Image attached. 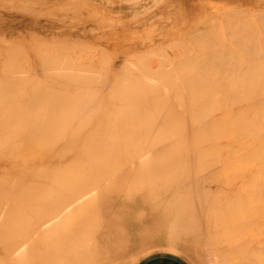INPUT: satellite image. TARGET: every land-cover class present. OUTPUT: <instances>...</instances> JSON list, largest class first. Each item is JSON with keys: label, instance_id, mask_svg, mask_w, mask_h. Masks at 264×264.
Masks as SVG:
<instances>
[{"label": "bare ground", "instance_id": "6f19581e", "mask_svg": "<svg viewBox=\"0 0 264 264\" xmlns=\"http://www.w3.org/2000/svg\"><path fill=\"white\" fill-rule=\"evenodd\" d=\"M2 1L5 4H9L6 2L8 0ZM14 1L16 5V0ZM19 1L21 7L18 4L19 9L15 6L17 11L15 8L14 10L11 9L15 12L21 10L19 11L20 13L18 12L19 14L25 12V9L27 11V6L24 7L25 3L30 9V4L35 2L34 0L32 2L30 1V3L29 0L27 2L26 0ZM44 1H42V3L45 6ZM52 1H54V3L55 1L58 2V0H49L51 3L46 5V8L51 4L55 7ZM73 1L74 0H72V2ZM93 1L95 2V0ZM168 1L170 0L165 1L162 10L164 12L166 9V12H169L167 14L165 13V20L168 19L167 17L169 16L168 20H173V22L178 21L176 20V13L174 17L172 16L173 13L172 15L170 13L174 11L173 9L187 4L190 0H174V2L170 1L171 3ZM257 1L259 2L260 0ZM59 2L63 3V8L69 9L68 12L74 11V9L76 10L77 6L79 8L80 4L83 5L84 3V5H86V0L81 1V3L75 0V2H77L75 4L77 5L71 6H75L76 8L73 7L74 9L71 10V8H69L70 3H72L71 1L69 3L67 0L66 3V1L59 0ZM258 2H255L257 7L264 6L262 0L260 3ZM35 3L33 4L35 5ZM68 3L69 5H67ZM93 4L95 3L91 1L92 6ZM43 5L39 6L42 7ZM61 5L62 4L59 6ZM65 5H67L68 8H66L67 6L65 7ZM6 6L0 4V29L3 33L2 35L0 32V259H5L6 261L8 257H11V259L16 257L17 264H19V260H22V262L24 261V259L20 258L21 255L24 256L28 254V260L26 259L28 264H116L123 256L121 252L128 249H124V243L128 245L130 243H126L129 241H125L126 238L123 239V242L118 240L123 233L124 237L126 236L125 234L128 232L126 227L138 225L143 219L147 220V224H145L144 221L142 223L147 227L150 223L148 219L152 215V218L154 217V219L156 218L158 220L167 213V211H169V214L175 211V214L172 212L171 215H175L176 219H173H178L180 222L181 218L182 220L184 219L182 215L185 212L192 216L190 219L194 218V220L198 221L197 218H199L200 221V212L205 211V213H209L210 211H216L214 216L212 214L210 215L212 218L210 225L211 229L213 226L212 224L217 222V219L220 218L219 221L221 220V224H218L221 226L220 229L217 228L219 232L221 230L223 234L222 237L224 233L225 235L229 233L228 230H230L229 228L231 227V231H234V233L237 232V235L241 237H238L240 239L237 245L247 246V250H243L246 254L244 253V255L241 256L243 258L246 255L248 259H243V262L247 259V261L249 260V264H264V62H262L264 56L261 55L262 53L257 45L250 44V42H254L252 40L258 37H255V33L256 35L259 33L255 22L251 20L257 27L255 31L253 29V23L250 24L252 27L247 25L249 21L248 17L251 16V19H254L252 18L253 16L249 15L248 12L242 14L245 10H239L240 12L242 11V13H239L236 9L229 8L218 11L213 16H206L210 15V12L207 13L205 9H201L200 11L198 8L200 14L197 13L198 15L195 17L196 14L194 15V13L190 15L192 14L191 12H193L191 9L190 14L188 15L187 13H189V11H186V16H184L185 19H181L180 27L176 28L175 22L172 24V26H175V31H172V29L170 30L177 35L178 41L177 39L175 41L169 38L170 40H168L167 43L166 39V42H163L166 43V45L163 44L164 46L155 43V37L163 33H160V30L165 20L162 21L163 23L160 22V24L157 22L159 26L156 32L152 30L156 23H151L148 27L141 23V26L145 29L147 28L148 30L149 28L150 31L152 30V32L156 34L154 35L155 37H152V32L149 34L145 29L142 30L140 28V31L137 30L138 33L134 31L137 34L133 35L134 32L132 29V32L130 29L128 32L127 29L123 28L128 32L127 34L131 38L126 35L124 36L126 31L122 30L125 32L121 31V41L123 37H128V39L125 38L126 41H133L134 39L136 41L139 39L138 34L141 31H145V33H143L144 36L149 35L150 37L152 34V38H148L154 41L155 46H163L160 49L157 47V49L154 48V44H152L153 47L150 45L148 46L156 49L155 51L151 48L147 50H152L150 52L151 56L152 54L155 55L153 57L157 56L155 59L153 58L155 62L158 60L157 58L161 57L159 53L161 50H165L167 45V50L170 45H174V48L176 45V48H179V50L177 48L175 52V50L173 51L170 47L168 51L174 52L171 53L172 56L165 54L167 56L164 57L165 59H163V62H160L163 57L161 59L159 58V63L156 62L155 64L157 65L154 66H151L154 63L149 64L151 58L148 59L149 61L147 60L149 66H147L148 64L145 65V60V64L142 63L143 61L138 63L137 58L136 65L133 63L135 65H133L135 67L134 70H132L133 68L126 71L123 69V71L110 70L107 65L112 63V59L111 63L109 60L112 56L108 55L112 53H107V55L105 53L102 54L100 48L99 53H101V56L99 53L96 54L97 56H93L96 47L93 50V54L91 52V54H87L86 56L83 50L82 52L85 56L83 59H81L82 52L79 56L81 58H76L75 50H72L74 51L73 54L72 51H70L72 55L75 53L74 59H76V61L72 60V63H69L70 59H72V55L68 54L70 57L67 62L65 57H63L68 56L65 55L67 52L64 53V50L66 47L69 49L71 45H73V49L75 47L73 43L67 42L68 45L64 43V45L57 44L58 46L60 45V47H58L56 53L53 52L52 49L53 47H57L52 43H50L52 44V47L50 45L51 49L46 46L49 48L48 50H46V47L43 48L42 46L44 51L46 50L48 53H39L40 50L33 46L32 49L35 47L34 53L36 51L37 54H35L41 62L39 61L37 67L35 61H33L36 67H29L30 70H28L21 66L24 60L30 57H23L24 53L28 51L25 52V50H23L26 47L19 44L23 46L22 50L24 53L22 50H19L21 49L19 45L17 46L18 48H12V45H17V43L14 45L11 41L13 39H10V35H13L11 32L16 19L9 10L12 8V5H8L11 6L10 8ZM31 6L34 7L33 5ZM59 6L58 4L56 5V7ZM43 7L41 9H43ZM54 7H52L53 10L56 9ZM90 7L88 9H91ZM37 8L38 5L34 7L35 10ZM78 8V11L82 9ZM84 9L80 12H83ZM129 9L134 10V7H130ZM145 9L146 8H144V10L142 9V11H145ZM210 9H208V11ZM48 10L50 11L51 8L47 9V11ZM62 10L61 8V11ZM147 10L150 9L147 8L146 12ZM196 10H194V12ZM49 11L48 14H44L46 11H44V13L38 11L36 14L32 11L35 16H41L42 13L41 17H43L41 22L37 23L36 18H34L33 22L35 21L42 29L47 26L56 28L63 27L62 22L64 18H67L66 12L63 13L60 11L61 14L58 12L59 15H51L53 12ZM93 11H95V9ZM93 11H91L92 13L87 12V10L85 12L93 14ZM249 11H251V9H249ZM85 12L84 14H87ZM258 12L259 16L257 13L255 19L257 20V18L259 19L261 17L260 21L262 20L261 23H264V19H262L264 15H260L263 14L262 12H264V10ZM54 13H56V11ZM139 13L143 14V12ZM246 13L248 16L239 18L242 19V23L241 20L239 22V19L236 18L237 15L241 14V17H243ZM149 14H154V11L152 10ZM30 15L33 14H29V16ZM83 16L84 19L81 15L73 14L70 17L68 16L70 25L71 22L76 20L75 18L85 20L88 14L87 16ZM94 16L95 15H92V22L96 21L103 26L107 24L103 21L105 15L104 17L101 16V21L99 17L97 19ZM170 16H172L173 19ZM89 18H91V16ZM18 19L23 20V17ZM110 19H108V21H110ZM244 19H248L247 23L243 21ZM21 20H18L19 23H23ZM79 20L78 24L81 23H79ZM141 20V22H143L145 19ZM168 20H166V22H169ZM111 22L113 21H110V25H112ZM173 22L171 21V23ZM263 23L262 25L264 28ZM131 24L133 25V23ZM157 24L155 26H157ZM81 25L82 24H80L79 27ZM168 26L169 25H167L166 28ZM169 27L171 28V26ZM158 29L160 35L158 34ZM164 29L162 28L163 31ZM260 29L264 32L262 27H260ZM28 30L30 32L29 28ZM28 30L26 29V31ZM39 30L41 31V29ZM82 30L84 33L87 32L85 31V25L79 31L82 32ZM86 30L88 29L86 28ZM168 30L166 32L164 31L166 35L169 33L172 34L171 31L168 32ZM227 30L231 31L232 35L230 32H227ZM32 31H35V28ZM13 32H15V30H13ZM102 32L105 33L106 29ZM20 33H22V31ZM23 33L25 34V31ZM227 33H230L227 36L231 39L228 37L230 41L225 42L224 35ZM260 34L259 36L264 38L262 33ZM98 35L101 36L103 34L100 33ZM132 35L136 36L133 37ZM143 35L140 36V38H142ZM166 35L163 34L161 36H164L165 39ZM169 35L167 37H169ZM227 36L226 39L229 40ZM114 38L117 37L112 36L105 42L108 43L110 40L114 41ZM159 38L157 37L158 40H160ZM259 38H257V40ZM262 38L259 40L262 41ZM39 39L42 40L41 38ZM143 39H141L142 42L145 41ZM70 40L71 39H69V41ZM150 40L148 42H150ZM141 41L140 45L144 44L141 43ZM161 41H163V39ZM169 41L171 43H169ZM146 42L147 41H145V43ZM229 42L230 44H228ZM121 43V51L117 49L120 53L123 51L126 53L135 50V46L132 49L131 46H125L127 42ZM46 44L49 43L47 42ZM129 44L130 42L128 45ZM82 45H80V48ZM96 46L100 47L99 44ZM253 46L256 48L257 54L253 51V49L255 50ZM262 46L264 47V42ZM262 46H260V48L264 51ZM30 48L29 54L31 52ZM67 48L66 50H68ZM14 49L19 50L18 52L16 50L18 54L23 53L22 59L25 58L23 61H20L22 60L21 55H19L20 57L18 56L19 60H15L17 56H15V54L17 53ZM257 49L259 51H257ZM53 50L56 51V49ZM167 50H165L166 53H168ZM51 51L53 53H51ZM132 51L130 53H134ZM110 52L111 51H109V53ZM137 52V56L143 55L141 50ZM157 52H159V56L156 55ZM253 52H255V55H253ZM144 53L146 54V51H144ZM26 54L28 55V53ZM31 54L35 57L32 52ZM88 56L90 58H88ZM92 56H96V61L98 60L97 64L100 60H105L106 62L104 61V64L106 68H103L101 65L102 61H100L101 67L98 69L99 65L96 66L97 64L94 63L95 60H91ZM133 56H131V54L129 56L128 53V57L126 58L124 56L125 59L122 57V61L132 60V62H134L136 60V54ZM98 57L101 58L98 59ZM129 57H131V59L128 60ZM132 57L134 59H132ZM144 57L148 58V56L145 55ZM140 58H142V60L144 59L143 57H139V59ZM29 59L28 61H30ZM78 59L82 61L80 63H75ZM84 59H86V61L90 59L85 63L88 69L93 66L97 68L93 67V71L88 73V69H86V72H83L85 71L83 70V68H85V64H83ZM26 60L24 64H26ZM31 60H36V58ZM63 60H65V62ZM19 61L22 62L19 64L20 66L16 64L19 63ZM107 62L109 63L107 64ZM28 64L29 66L33 65L31 62ZM113 64L114 63H112L110 68H112V66L114 68ZM123 64L124 63L121 65ZM121 65L120 67L122 68ZM124 65L127 66V63ZM80 70L82 71L80 72ZM38 71H40L42 76L38 75L39 83L33 84L34 82H32V79H36ZM41 80L43 81L41 82ZM103 92H105L106 96ZM183 159H188L185 162L187 166L191 165L190 162L192 163L195 161L197 164H194L201 167L198 169V167L193 164L187 167L184 165L185 160L183 161ZM132 163H134V165H132ZM139 163L145 167H141L140 165V167H137ZM218 163H222V165L231 163L232 166L228 168V170H231L230 175L233 178H237L238 182H242L241 180H243L242 183L246 182L243 184L244 186L249 182V184L246 185L248 187L245 186L242 190L240 189V191L238 188H240L242 184L237 183L235 181L236 179L227 183L228 187L226 188H223L222 185H218L219 188H217V190H220L222 195L224 193L225 195L231 194V196H234V198L232 197V201L230 198V202L228 200V202L224 203L225 201L223 200V203H221L220 200L222 199L217 202L218 200L216 201L214 198L211 200V194L214 192L210 189V184L212 182L217 184L222 183L224 180L223 176L225 175L222 176V179L216 177L217 174L215 172L220 174V169L222 168L223 170V167H226L224 165L222 167L221 165L220 168V164ZM72 164L74 167L72 166L73 168L69 169L70 166L68 168V165ZM215 164H218L216 166L220 169L214 172L210 171L216 177V179H210L206 176L207 174L204 175V172L211 169V166L213 168ZM175 165H178V168L180 167V171ZM181 165L185 167L182 168ZM65 166H67V170ZM190 167H193V170L197 167L196 171L198 173L196 174L195 172L194 177L192 176V172H190V170L193 171ZM174 169H178L176 172L177 174L175 173L176 176L179 172L181 175L182 169L186 171L187 176H189V173L192 175H190V177H185V173L182 172V174H184L183 177L179 175V179L175 176V180H170L171 177L168 178L167 175L172 171L174 172ZM201 172H203V174ZM227 174H229V172ZM110 175L117 176L112 178L111 181L109 180L110 182L108 184L106 183L107 180H105V177ZM156 175L161 176L159 177L160 180H151L152 177ZM59 176L61 181L59 180V182H57ZM171 176L173 177L174 175L172 174ZM138 177H140L141 180H145L143 181L144 183L148 182V184L144 185V187L141 185L142 188L138 187V190H134L133 186L130 185L137 181V179H139ZM228 177L230 176L228 175ZM56 178L58 179L55 181L54 179ZM139 182L142 184V181ZM121 184H123V186L124 184L129 185L132 187V191H130L131 188L126 189L128 186L122 188ZM215 185L216 184H214V187ZM18 188L20 189L18 192L21 191L22 193L19 194L23 196L22 198L18 195V192L15 193L18 197L22 198L20 200L18 199L20 201L18 203L23 206L20 219L17 217L20 212V208L18 210L19 204L17 209L15 205L12 207L16 212L13 216L11 215L14 210L12 211V209H10V206L13 205L12 203H15L13 200L17 198H13L14 195L12 196V200L10 199V195H13L12 192L15 189L18 190ZM245 188L248 189L246 192L248 193L247 195L250 196V198L248 196V199L246 198V194L244 195V193H246L243 191ZM213 190L217 191L214 188ZM242 191L247 199L248 206L246 205V210H244L245 207H242V205H244L242 204L243 199L241 200ZM43 194L46 197L42 198ZM219 194L221 193H218V195ZM214 195L215 194H213V196ZM220 196L221 195H219V197ZM244 196L242 197L244 198ZM215 198H218V196H215ZM246 199L244 201H246ZM10 200L13 202L11 203ZM142 206L149 210L147 213L152 214H150L151 216L148 215V217L150 216L149 218L146 216L145 210V214L143 210L139 211L143 213L144 218L141 216L142 214L137 212ZM220 210L222 211L220 214L221 217L216 215L219 214L218 211L220 212ZM189 214H184V216L187 215L188 217ZM206 214L203 215L206 216L205 219H208L206 221H208L207 224H209L210 213L208 215ZM241 214H245L242 224L239 223L235 225L236 221L240 219L239 217ZM14 215H16L15 219ZM17 218L22 220V223H20L19 231L17 233L15 232L16 235H13L14 233L12 232L13 234H11V230L12 226L13 228L17 227V224L16 227H14L13 224L16 222L14 220ZM215 218H217V221L214 220ZM236 218L238 220H236ZM156 219L154 223H156ZM160 220L165 221L166 219L160 218ZM187 220L188 219L185 221ZM194 220H191V223L192 221L194 222ZM169 221V223H172L171 220ZM182 222L183 224L188 223V221L184 222V220ZM161 224L162 221L158 226L161 227ZM183 224H179V226L175 224V227L169 224L171 225L170 228L174 227L175 231L171 228L174 233H171L173 231L167 226V231H169L166 233L175 235L170 236L172 239H168V241L166 240L167 235L166 238L164 237L167 245L174 248L177 247L180 238L178 235L176 236L175 233L179 234L177 230H179V228L182 229L181 225ZM196 224L198 225V223ZM199 224H201V221ZM203 224H206V222ZM164 225L162 227H164V231H166ZM152 226H154V224ZM158 226H156V234L158 233ZM199 226L200 225H198L197 228ZM141 227L143 230L139 228L138 232H136L137 230L135 229L134 231L137 233V236L141 233L140 231H143L141 237H144V230L145 232L147 231L143 225ZM148 227H151V225L149 224ZM201 227L202 224L200 228ZM204 227L208 232L207 225H204ZM257 227H261L262 231L253 230V228ZM186 228L187 227H185L183 231L180 229V231L184 233V235L181 234L184 237L186 233L184 231H187ZM188 229H190V226H188ZM200 230L197 229L196 231ZM164 231H162L160 235H163ZM216 231L217 229L208 232L209 234L206 233L207 237L210 238V243L213 236H211V238L208 235H215ZM192 232H189L191 235L190 237L186 236L187 241L181 236L183 240L180 239V242L186 241V243L183 242L185 243L184 245H186L187 242L192 245L191 242L196 237L195 235V237L192 238ZM213 232L215 233L212 234ZM148 234H150V232ZM148 234L147 236L150 237L151 235ZM127 235L129 236V233H127ZM198 235L200 236L201 232ZM203 236L204 235H202V237ZM148 237H146V239ZM215 237L216 236H214V238ZM226 237L229 239L232 238L229 235ZM139 238L140 237H138L137 240ZM188 238L192 241L190 242ZM208 238L204 239V243L207 244L205 247L210 246L208 245ZM146 239L144 242H147ZM197 239L198 237L196 240ZM199 239L201 240L199 241L203 243L202 238ZM234 239L235 238H233V242ZM139 241H135V243L141 244L142 240ZM212 241L213 245H216L217 242L214 244L216 240L212 239ZM193 242L195 243V241ZM259 242H261V246H258ZM135 243L133 244L135 245ZM189 243L188 246H190ZM133 244L132 246H134ZM139 244H137V246L140 248L144 246H146V248L149 247L147 246L148 242L145 244L143 243V247L141 246L142 244ZM198 244L195 246L202 248L201 246L203 245L198 246ZM137 246L135 250L139 249ZM153 246H156V244ZM207 249L208 248H205V251ZM240 249H242V247ZM132 250V255H135V250ZM212 250L215 249L212 248ZM126 251H124V253ZM138 251L140 252V249ZM138 251L137 253H139ZM185 252L189 251L185 250ZM200 252L203 254V249L202 251L200 250ZM216 252L218 253V250L214 252L211 251L212 254ZM193 253H196L195 250ZM206 253L208 254L209 252L206 251L204 255ZM221 254H223V252ZM126 255L131 256L129 253H126L125 257L123 256L126 260L127 258L129 259ZM195 255L197 256V254ZM206 256H204V258ZM208 256H211V254L209 253ZM9 259L10 258L6 261L7 264L13 261V259ZM15 260L16 259L12 262L13 264H15ZM126 260H124L126 263L121 261L123 264H127L128 260ZM0 262L2 263V261ZM122 262H119V264H122ZM243 262L240 261V263L244 264ZM228 264H230V261Z\"/></svg>", "mask_w": 264, "mask_h": 264}, {"label": "rangeland", "instance_id": "374dc122", "mask_svg": "<svg viewBox=\"0 0 264 264\" xmlns=\"http://www.w3.org/2000/svg\"><path fill=\"white\" fill-rule=\"evenodd\" d=\"M1 1V3L0 4H2L3 6H6V7H11V6H8L9 4H11L12 5V8H10L9 10L12 12V14L14 15V17H15V23H14V25H13V30H15V32H13V30H12V32H11V34H13V35H10V39H13V40H11L12 41V43H14V45H16L15 43H17V45L16 46H13L12 45V48H18L17 46L20 44H22L24 47H26V48H24L23 50H25V52L26 53H28V55L26 54V53H24L23 52V50H22V47L23 46H20L21 47V49H19V50H22V52L24 53V56L23 57H25V56H30V57H33L32 56V54H31V52L33 53V55H35V57H33V58H31V59H35L36 58V60H31V59H29L30 61H28V59L26 60L25 58H23L22 59V55H23V53H20V54H18L17 52L19 51L18 49H16L17 50V52H16V50H15V52L17 53V54H15V52H14V54H15V56H16V58H15V60L17 59V60H19L18 59V56L19 55H21V59L22 60H20V61H23L24 59L26 60V64H24L25 63V60H24V62L22 63V62H20L19 61V63H16L18 66H20L19 64H21L22 63V65L21 66H23V68H27L28 70H30L29 69V67L30 68H32L33 66L34 67H36L37 65H39V61H40V59L38 60V58H37V56H36V51H35V53H34V49H35V47H36V49H39L40 50V52L39 53H42V52H47L46 50H48L49 48H50V45H51V47H52V44L54 45H56V47L57 48H54L53 47V49H56V51H54L53 49H52V51L53 52H57V50H58V47H60V45L58 46L57 44H62V45H64V44H67L68 45V43H73L74 44V47L76 48H74L73 49V45H71V44H69V45H71L70 47H69V49L68 50H66V48H65V50H64V53L65 52H67L65 55H72L73 54V52L74 51H72V50H75V53H76V58H81V57H79L80 55H81V52L83 51L84 52V55L86 56L87 54L89 55V54H91V52H92V54H93V50L95 49V47H96V49H95V51H94V54H93V56L94 55H96L97 53H99V51L101 50V52H102V54L103 53H105L106 55H107V53L108 54H111V55H108V56H112V57H110V63H111V59H112V63H114L113 65H114V68H113V66H112V68H110V66L112 65V63L111 64H108L109 62H107V67L109 66V69L110 70H116V71H120V70H131V68H133L132 70H134V66L136 65V63H137V58H138V63L139 62H142L143 64H145L144 63V60L146 61V64L145 65H147L148 64V59H150L151 58V60L154 58H156V57H153V56H155L154 54H152V56L150 55V52L152 51V50H150V51H147L148 50V48H151V47H148L149 45L150 46H152V44H154V41H152V40H150L149 38H152V37H155L154 35H156V34H154L153 32H152V30L154 31V32H156V30H157V27L159 26V24H160V22H162L163 20H165V17H166V15H165V13L167 14V13H169V12H166L167 10L165 9L164 10V12L162 11L163 10V4L165 3V1L164 0H159V1H157V0H142V1H139V0H95V2L93 1V0H86V2H85V4L86 5H84V3H83V5L85 6V9L87 10V12H91V11H93L94 9H95V11H93V14H90V13H87V12H85L86 10L84 9V6L83 5H81L80 4V6H79V8H82V9H84L83 10V12H80L82 9H80L79 11L77 10V8H78V6H77V8L75 7V6H73L74 8H76V10L71 6V5H77V4H75V3H77V2H79V3H81V1H83V0H77V2H75V0L72 2V0H68V2L70 3V1L72 2V3H70V5H69V3L67 4V5H69V8H71V10H73L74 9V11H76V12H74V11H70V12H68V10L69 9H65V8H63L64 6H63V3H60L59 2V0H58V2L57 1H55V3H54V1H52L54 4H55V7L53 6V4H51L49 7H47L46 8V5H49L51 2H49V0H34L35 2H37V3H35V2H33V3H35V5L32 3V4H30V9H29V7H28V5L25 3L24 4V7H26L27 6V11H26V9H25V12H21V14H19L20 12L19 11H21V10H18V12H15V11H13L14 10V8H15V10H16V7H17V9H19L18 8V4H19V6H20V1L19 0H16V5H15V1L14 0H12V1H14V2H12V1H6L7 3H9V4H5L2 0H0ZM19 1V2H18ZM28 0H26V2H27ZM30 1L32 2L33 0H29V3H30ZM39 1H41V2H39ZM42 1H44V4H45V6L43 5V3H42ZM46 1H48V2H46ZM64 2L66 1V3H67V0H63ZM91 1H92V3H95V4H97V5H95V4H93V6L91 5ZM101 1V2H100ZM153 1V2H152ZM164 1V2H163ZM171 2H174V0H170ZM170 1H168L169 3H171ZM176 1V0H175ZM263 2H264V0H262ZM47 4H46V3ZM125 2H128V3H125ZM150 2V3H149ZM156 2V3H155ZM255 2H258L257 0H231V1H227V0H190V1H188V3L187 4H185V5H182V6H180V7H178V8H176V9H173L174 11L173 12H171L170 10V14L172 15V13H173V17L175 16V13H176V15H177V17H176V20H178V21H174L176 24V28H178V27H180V23H181V19H183L184 18V16H186L185 14L189 11V13H187L188 15L190 14V10L191 11H193V12H191L192 14H190V15H193V13H194V15L196 14V16L195 17H197V15L198 14H200L199 12L201 11V9H205L206 11H207V13H209L210 15H206V16H213L216 12H218V11H221V10H223V9H226V8H229V9H236L237 11H239V10H245L243 13H242V11L240 12L239 11V13H242V14H244L245 12H248V14L249 15H252L253 17L252 18H256L257 17V13H258V16H259V12L258 11H261L262 12V10H264V6L263 7H257V5H256V3ZM261 2V0L258 2V3H260ZM4 3V4H3ZM14 3V4H13ZM28 3V4H29ZM39 3H41V4H39ZM79 3H78V5H79ZM105 3V4H104ZM38 5V8L35 10L34 9V7H37V5ZM58 4V6L60 5V4H62L61 6H59V7H56V5ZM148 4V5H147ZM173 4V3H172ZM31 5H33L34 7H32ZM39 5H43L44 7H45V9H44V7H43V9H41L42 7H40ZM67 5H65V7L67 6ZM87 5H88V7H87ZM135 5V6H134ZM146 5V6H145ZM202 5V6H201ZM16 6V7H15ZM63 6V7H62ZM71 6V7H70ZM91 6V7H90ZM142 6V7H141ZM145 6V7H144ZM212 6H213V8H212ZM21 7V6H20ZM33 9H32V8ZM52 7H54V8H62L63 10L61 11V8L60 9H58V10H56V9H54L53 10V8ZM91 8V9H88V8ZM130 7H134V10H132V9H129ZM196 7V8H195ZM209 7V8H208ZM51 8V10L50 11H52L53 13L51 14V15H59V13L61 14V12H66L65 14H66V16H67V18L65 19L64 18V20H63V22H62V24H63V27H59V28H56V27H52V26H47L46 28H44V29H42L40 26H38L37 25V23H39V22H41L42 20H43V17H41L42 16V13H41V16H35V14L36 13H38V11H40V12H43L44 13V11H46V13H44V14H48V11H47V9H50ZM66 8H68V6L66 7ZM78 8V9H79ZM102 8V9H101ZM136 8V9H135ZM144 8H148V9H150V10H147V12H146V9H145V11H142V9L144 10ZM198 8H199V10H198ZM211 8V9H210ZM260 8H261V10H260ZM263 8V9H262ZM11 9H13V10H11ZM100 9V10H99ZM196 10L195 12H194V10ZM208 9H210L209 11H208ZM249 9H251V11H249ZM38 10V11H37ZM41 10H43V11H41ZM97 10V11H96ZM98 10H99V13H98ZM137 10V11H136ZM154 11V14H149L151 11ZM17 11V10H16ZM32 11L33 12H35V14L34 13H32ZM49 11V12H50ZM56 11V13H54ZM61 11V12H60ZM187 11V12H186ZM236 11V12H237ZM59 12V13H58ZM80 12V13H79ZM84 12L85 13H87L88 14V16H87V14H84ZM96 12V13H95ZM102 12V13H101ZM139 12H143V14H140ZM146 12V13H145ZM249 12H251V13H249ZM15 13V14H14ZM19 15H17V14ZM28 13V14H27ZM92 13V12H91ZM102 15H101V14ZM137 13H139V14H137ZM198 13V14H197ZM263 14H260L261 16H263L264 15V12H262ZM25 15V16H23V15ZM29 14H33V15H30L29 16ZM40 14V13H39ZM68 14V15H67ZM73 14H75V15H81L82 17H83V19H84V16L83 15H85V16H87V17H85V20H79L78 18H75L76 20L74 21V22H71V25H70V21L68 20V16L70 17V16H72ZM98 14V15H97ZM238 14V13H237ZM28 15V16H27ZM92 15H95L94 17H96V15H97V19H98V17H99V20L101 21L102 20V18H101V16L102 17H104V15H105V17H104V19H103V21L105 22V23H107L105 26H103V25H100V24H98L96 21H94V22H92L91 20L93 19V17H92ZM107 15V16H106ZM162 16V18H161V16ZM164 15H165V17H164ZM222 15V14H221ZM255 15H256V17H255ZM18 16V17H17ZM91 16V18H89ZM109 16V17H108ZM142 16V17H141ZM151 16V17H150ZM172 16H170V17H172ZM206 16H203V17H206ZM224 16V15H223ZM240 16V17H239ZM242 15L241 14H239V15H237V17L236 18H244V17H247L248 15H247V13L243 16V17H241ZM20 17H23V20H21V19H18V18H20ZM25 17V18H24ZM108 17V18H107ZM110 17H111V19H110ZM141 17V18H140ZM173 17H172V19H173ZM264 17V16H263ZM262 17V19H264ZM31 18H33V19H31ZM34 18H36L37 19V23L34 21L33 22V20H34ZM87 18V19H86ZM101 18V19H100ZM131 18H134V19H131ZM168 19H169V16L167 17ZM261 18V17H260ZM260 18L258 19L257 18V20H258V22H257V20L255 19V21H254V19H251V16H249L248 17V19H249V21H248V19L247 20H243V21H246V23H247V21H248V23H247V25L248 26H250V27H252V25H254L255 23H256V26L259 28H257L255 25L253 26V29H254V31H255V28H257V31L259 30V33H257V35H256V33H255V37L256 36H258V37H256L254 40H252V41H254V42H250V44H254V45H257L259 48V50H260V52L262 53L261 55H263L264 56V54H263V50H261V48H260V46H262V44H263V42H264V38H262L261 36H259V35H261L260 33H262V36L264 37V32H262L261 31V29H260V27H262V29H263V31H264V28H263V25H262V23H261V21H260ZM108 19H110V21L112 20L113 22H111L112 23V25H110L109 23H110V21H108ZM141 19H145V20H143V22H141L142 20ZM168 19H166V20H168ZM185 19V18H184ZM237 19V20H238ZM18 20H21V21H23V23L22 22H20L19 23V21ZM24 20H25V22H24ZM39 20V21H38ZM78 20H79V23L80 24H82L80 27H79V25L80 24H78ZM116 20H118V21H116ZM138 20V21H137ZM166 20L164 21L165 23L164 24H162V28L164 29V28H166V26L167 25H169V26H171V28L169 27H167L166 29H164V31L166 32L167 30H168V32H170L171 30L170 29H172V31H175V26L173 25L172 26V24H174V22H173V20H168L169 22H166ZM240 20H241V23H242V19H239L238 21L240 22ZM251 20L253 21V22H255V23H253V22H251ZM31 21V22H30ZM88 21V22H87ZM125 21V22H124ZM136 22V24H135V22ZM171 21L173 22V23H171ZM260 21V22H259ZM264 21V20H263ZM117 22V23H116ZM157 22H159V24H157ZM17 23V24H16ZM30 23V24H29ZM36 23V24H35ZM90 23V24H89ZM93 23V24H92ZM131 23H133V25L131 24ZM144 24L145 26H147L148 27V25L149 24H151V23H156L157 24V26H155L156 24H154V28H155V30H154V28L150 31L149 30V28H148V30H147V28L145 29L143 26H141L142 24ZM163 23V22H162ZM167 23V24H166ZM245 23V22H244ZM253 23V24H252ZM261 23V24H260ZM22 24V25H21ZM33 24V25H32ZM85 25V31H87V32H83V30H82V32H80L79 30L80 29H82L83 28V26ZM89 24V25H88ZM166 24V25H165ZM250 24H252V25H250ZM258 24V25H257ZM264 24V23H263ZM36 25V26H35ZM165 25V26H164ZM246 25V24H245ZM260 25V26H259ZM262 25V26H261ZM18 26H19V28H18ZM90 26V27H89ZM133 26V27H132ZM152 26V25H151ZM33 27V28H32ZM49 27V28H48ZM77 27H79V28H77ZM89 27V28H88ZM174 29H173V28ZM14 28H16V29H14ZM21 28V29H20ZM23 28V29H22ZM28 28L30 29V32H29V30H28ZM34 28H35V31H32V30H34ZM36 28H38V29H36ZM56 28V29H55ZM86 28L88 29V30H86ZM123 28H125V29H127V31L130 29H132L133 30V32L135 31V32H137V30L138 31H140V28L143 30V29H145V31L146 32H149V34H150V32H152V34H153V36H152V34H151V36L149 37V35L148 36H144L143 35V33H145V31H141L137 36L139 37V39H137V37H136V39L137 40H140L141 41V39H143V38H147V39H143V40H145V41H147L146 43H145V41H141V43H144V44H142V45H140V41H135V39L133 40V41H126L125 40V38H127L128 39V32L125 30V29H123ZM160 28V27H159ZM162 28H161V30H162ZM19 29V30H18ZM26 29L28 30V31H26ZM39 29H41V31L39 30ZM106 29V32L104 33V32H102V31H104ZM122 30H125V31H122ZM132 30H131V32H132ZM160 30V33L161 32H163V33H161V35H163V34H165L166 35V33L162 30L161 31ZM19 31V32H18ZM22 31V33L25 31V34L23 33H20ZM89 31V32H88ZM121 31L122 32H125V34H124V36L126 35V36H128V37H123L124 38V40H123V38H122V41H121ZM171 31V33L172 34H174L175 35V33H173ZM261 31V32H260ZM0 32H1V34L3 35V33H2V31H1V29H0ZM18 32V33H17ZM133 33V35L134 34H137V33ZM226 32V31H225ZM227 32H230L231 33V35H232V32L231 31H228L227 30ZM28 33V34H27ZM84 33V34H83ZM87 33V34H86ZM100 34V33H102L103 35H101V36H99L98 34ZM160 33H159V29H158V34L160 35ZM230 33H227V34H225L224 35V37H225V42H227V41H230V37L229 36H227V35H229ZM90 34V35H89ZM130 34V33H129ZM170 34V33H169ZM168 34V35H169ZM172 34H170L169 35V37H167L168 35H166L165 36V39H164V36H156L155 38H156V42L155 43H157V44H159V45H166V43H163V42H166L167 41V43H168V40H170V39H174L175 41H176V39H177V41H178V38L176 37L177 35H172ZM83 35V36H82ZM87 35H89V36H87ZM132 35V36H133ZM143 35V37L142 38H140V36H142ZM99 36V37H98ZM112 36H115V37H117V38H114V41L113 40H110L108 43L107 42H105V41H108V39L109 38H111ZM130 36H131V34H130ZM136 36V35H135ZM135 36H133V37H135ZM226 36H227V38L229 39V40H227L226 39ZM149 37V38H148ZM157 37L160 39V40H158L157 39ZM163 37V38H162ZM259 37H261L262 38V41H260L259 39H261V38H259ZM39 38H41L42 40H40ZM68 38V39H67ZM129 38H131V37H129ZM170 38V39H169ZM257 38H259L258 40H257ZM45 39V40H44ZM69 39H71L70 41H69ZM163 39V41H161ZM167 39V40H166ZM63 40H64V42H63ZM150 40V42H148ZM166 40V41H165ZM152 41V42H151ZM171 41H173V40H171ZM259 41V42H258ZM39 42H41V43H39ZM45 42V43H44ZM49 43V44H46V43ZM68 42V43H67ZM85 42V43H84ZM111 42H112V44H111ZM121 42H127V43H125V46L127 45L128 47L129 46H131V48L133 49L134 48V46H135V50H141V52H143V55L141 54L140 56H137L138 55V52L137 51H132V52H134V53H130V52H122V53H120L118 50H120L121 49V45H122V43ZM130 42V44L128 45V43ZM135 44H134V43ZM159 42V43H158ZM174 42V41H173ZM262 42V43H261ZM34 43H35V45H34ZM43 43V44H42ZM50 43H52V44H50ZM64 43V44H63ZM114 43V44H113ZM133 43V44H132ZM169 43H171L170 41H169ZM39 46H38V45ZM84 45V47H83V45ZM100 45V47L99 46H96V45ZM104 44V45H103ZM107 44V45H106ZM132 44V45H131ZM137 44V45H136ZM227 44V43H226ZM228 44H230V42L228 43ZM62 45H61V47H62ZM80 45H82V47H83V49H82V47L80 48ZM103 47H102V46ZM124 45V44H123ZM145 45V46H144ZM163 45V46H164ZM33 46H35L33 49H32V47ZM42 46H43V48H45L46 46L47 47H49V48H47L46 47V50L44 51V49L42 48ZM66 46V45H65ZM106 46V47H105ZM153 46H155V44L153 45ZM152 46V47H153ZM158 45H156L154 48H156ZM163 46H161V47H163ZM256 46V47H257ZM19 47V48H20ZM31 47V48H30ZM137 47V48H136ZM140 47V48H139ZM161 47H157V48H161ZM167 47H168V45H167ZM167 47H165V50H167ZM170 47H171V49L174 51L175 50V52L177 51V48H176V45H175V48H174V45L173 46H169V48H168V50L170 49ZM174 49H173V48ZM254 47V46H253ZM28 48V49H27ZM29 48H30V50H31V52H30V54H29ZM42 49V51H41V49ZM85 48V49H84ZM101 48V49H100ZM143 48V49H142ZM154 48H151V49H154ZM156 48V49H157ZM236 48H239V47H236ZM255 48V47H254ZM51 49V48H50ZM100 49V50H99ZM103 49V50H102ZM118 49V50H117ZM156 49H154V51L156 50ZM251 49H252V47H251ZM257 49V51H259ZM262 49H264V47L262 46ZM13 50V49H12ZM146 51V54L144 53V51ZM164 49L163 50H161V52H160V50H159V52H157V54L156 55H158V53L159 54H161L160 56L161 57H159L161 60H160V62H163V59H165L164 57L165 56H167V55H165V54H168V55H170V56H172L171 55V53L173 52H170V51H168L167 50V52L168 53H166V51H165ZM178 50H179V48H178ZM51 51V53H53ZM70 51H72V54L70 53ZM96 51H98V52H96ZM109 51H111L110 53H109ZM121 51V50H120ZM253 51H255L256 52V48H255V50L253 49ZM83 52H82V58L81 59H83V58H85V56L83 55ZM149 52V53H148ZM163 52H165V53H163ZM169 52H170V54H169ZM255 52H253V55H255V54H257V52L255 53ZM48 53V52H47ZM50 53V52H49ZM64 53H62V54H64ZM75 53H74V55H75ZM86 53V54H85ZM116 53V54H115ZM128 53H129V56H130V54H131V56H133V55H135L136 54V62L134 61V62H132V60H129V59H131V57H129L128 58V60L129 61H127V60H124L125 62H123L122 61V57L124 58V56L127 58L128 57ZM139 53H140V51H139ZM174 53V52H173ZM255 53V54H254ZM259 53V52H258ZM100 54V56H101V53H99ZM98 54V55H99ZM121 54V55H120ZM164 54V55H163ZM63 56V57H65V59L67 60V62H68V60H69V57L70 56ZM74 55H72L71 56V58L72 59H70V62L69 63H72V60H74V61H76V59H74ZM114 55V56H113ZM119 55V56H118ZM124 55V56H123ZM144 55L145 56H148V58L147 57H144ZM92 56V58H91V60L92 61H96V59L97 58H95V57H93ZM105 56V55H104ZM108 56H107V58H108ZM117 56V57H116ZM159 56V55H158ZM20 57V56H19ZM115 57V58H114ZM134 57V56H133ZM132 57V59H134ZM139 57H143L144 59L142 60V58H140L139 59ZM68 58V59H67ZM88 58H90L89 56H88ZM99 58H101V57H98V59ZM146 58V59H145ZM159 58H157L158 60H159ZM63 59V58H62ZM106 59V58H105ZM125 59V58H124ZM154 59L151 61L150 60V63L149 64H152V63H154V64H152L151 66H154V65H157V64H155L156 62L157 63H159V61L157 60L156 62L154 61ZM90 60V59H89ZM88 60V61H89ZM103 60H104V57H103ZM109 60H107V61H109ZM148 60V61H147ZM28 61V62H27ZM33 61H35V65L33 64ZM64 62H65V60H63ZM73 61V62H74ZM82 60H80L79 61V59L77 60V62H75V63H80ZM84 61H86V59H84ZM83 61V64H85V63H87L88 61H86V62H84ZM94 61V63H96L97 64V62H98V60L95 62ZM100 61H102V60H100ZM100 61H99V63L96 65V64H94V63H92L93 65H96V66H98L99 65V68L98 69H100ZM105 61V60H104ZM104 61H102V66H103V68L105 69L106 68V65L104 64ZM114 61V62H113ZM127 61V62H126ZM131 61V62H130ZM154 61V62H153ZM15 62H17V61H15ZM29 62H31L33 65L32 66H29ZM38 62V63H37ZM41 62V61H40ZM106 62V61H105ZM129 62V63H128ZM262 62H264V60L262 61ZM122 63H124V64H126L127 63V66H125L124 64V66L123 65H121ZM133 63H135V65L133 64ZM24 64V65H23ZM28 64V65H27ZM82 64V63H81ZM129 64H130V66H129ZM149 64L147 65V66H149ZM28 66V67H26V66ZM105 65V66H104ZM120 65L122 66V68L120 67ZM134 65V66H133ZM38 67V66H37ZM85 68H83V70H85V71H83V72H86V69H88L87 67V64H85V66H84ZM94 67V66H93ZM90 67L89 69H88V71H87V73L88 72H90V71H93V69L94 68H97V67ZM119 69H118V68ZM125 67V68H124ZM93 68V69H92ZM102 68V69H103ZM117 68V69H116ZM21 69H22V67H21ZM27 69H26V71H27ZM23 70H25V69H23ZM97 70V69H96ZM122 70V71H123ZM82 70H80V72H81ZM23 73H25V72H23ZM39 73V74H38ZM41 75L40 74V71H38L37 72V77H36V79H32V82H34L33 84H35V83H39V81H38V77ZM42 76V75H41ZM42 78V77H41ZM40 78V79H41ZM43 79V78H42ZM33 80H35V81H33ZM36 81H38V82H36ZM43 80H41V82H42ZM103 94L105 95V92H103ZM106 96V95H105ZM185 159H183V161H184ZM188 159H186L185 161H184V165L185 166H187L186 164H185V162L187 161ZM183 161H182V164H183ZM189 161H192V160H189ZM202 162V161H201ZM138 163V162H137ZM181 163V162H180ZM189 163V162H188ZM194 163H196L195 161H193L192 163L190 162V164L192 165H194V166H197L198 167V165H196V164H194ZM203 163H204V161H203ZM218 164H220V163H218ZM218 164H215L214 165V167H216V168H212V166H211V169H213V170H211V169H208V170H206L205 172H204V175L205 174H207L206 176L208 177V178H210V179H213V178H215L216 179V177H219V178H223L224 177V180L222 181V183H220V184H217V183H215V182H212L211 184H210V189H212V192H214L213 194H215L214 196H213V194H211L212 195V199L211 200H213V198H214V200H218L217 202H219V200L220 199H222V200H220V202L221 203H223V200L225 201L224 203H226V202H228V200H229V202H230V198H231V201H232V199L234 198V196H231V194L229 195V194H224L223 193V195H222V192H220V190L218 191L217 190V188H219V186L218 185H222L223 186V188L225 187H228V185H227V183H230V181H233L234 179H236L235 181L237 182V183H241L242 185L241 186H243V187H241L240 186V188H238L239 189V191H240V189L242 190V188H244L246 185H248L249 184V182H247V184L244 186L243 184H245L246 182H244V183H242L243 182V180H241L242 182H238L237 181V178H233L230 174H231V170L229 169L228 170V168H230L231 166H232V164L231 163H226L227 165H225V164H223L224 166H226V167H223V165H222V163L219 165V167L221 168V165H222V167H223V170H222V168L220 169V174H218V172H215L216 174H217V176L215 177L214 176V174L212 173V172H214V171H218L219 169H218V167L216 166V165H218ZM132 165H134V163H132ZM140 165V163L137 165V167ZM180 165V164H179ZM191 165H188L187 167H189V166H191ZM204 165V164H203ZM202 165V166H203ZM211 165V164H210ZM209 165V166H210ZM69 166H70V168H69ZM74 167V165L72 164V165H68V168L69 169H72L73 167ZM129 166H130V164H129ZM135 166H136V164H135ZM141 167H143L144 165H140ZM139 166V167H140ZM147 166V165H146ZM176 166V168H178V165H175ZM182 166V165H181ZM185 166H182V168L183 167H185ZM193 166V167H194ZM145 167V166H144ZM193 167H190L192 170H193ZM197 167H195L194 168V172L193 171H191L190 170V172H192V174H190L189 173V176H187V173H186V171L185 170H183L182 169V171H181V175L178 173V175L176 176L175 175V173L177 172V170L179 169V171H180V167L176 170V169H174L175 171L173 172H170V173H172L174 176L172 177L171 175L172 174H170V173H168V178H170V180H175V178L176 177H178L179 175L181 176V177H183L184 176V174H182V172H184L185 173V177H190V175H192L193 177H194V175H195V172H196V174L198 173L196 170H197ZM201 166H199L198 167V169L200 168ZM63 168V167H62ZM65 168H66V170L68 169L67 168V166H65ZM225 168V169H224ZM64 169V168H63ZM215 169V170H214ZM218 169V170H217ZM228 170V171H227ZM210 171H212V172H209ZM222 171V172H221ZM224 171H225V173H224ZM229 172V174H227V173ZM200 173V172H199ZM202 174H203V172H201ZM209 173V174H208ZM177 174V173H176ZM213 174V175H212ZM225 174V175H224ZM141 175V174H140ZM211 177H210V176ZM220 175V176H219ZM224 175V176H223ZM228 175L231 177H228ZM115 176H117V175H110V176H106L105 177V180H107L106 181V183H108L109 184V182L112 180V178H114ZM138 176H139V174H138ZM176 176V177H175ZM179 176V177H180ZM192 176H191V179H192ZM213 176V177H212ZM223 176V177H222ZM158 177V178H157ZM159 177H161V176H159V175H156V176H154V177H152V179L151 180H154V181H157V180H160V178ZM166 177V176H165ZM175 177V178H174ZM179 177L177 178V179H179ZM206 177V178H207ZM226 177V178H225ZM139 179H137V181H135L136 182V184H135V182L133 183V184H131L130 186H133V188H134V190L135 189H137L138 190V187L139 188H142L141 187V185H143V187H144V185H146V184H148V182H143V181H145V180H141V178L140 177H138ZM167 178V177H166ZM166 178H164L165 180H168V179H166ZM58 178H56V179H54L55 181L57 180ZM161 179H163V178H161ZM59 180L61 181V179H60V176H59V179H58V181L57 182H59ZM110 180V181H109ZM227 180H228V182H227ZM239 180V179H238ZM139 181H142V184H140V182ZM138 182V183H137ZM225 183V184H224ZM214 184H216L215 185V187H214ZM135 185V186H134ZM137 185V186H136ZM121 186H122V188L124 187V188H126L127 186L129 187H127L126 189H130V191H132V187H130L129 185H125L124 184V186H123V184H121ZM217 186V187H216ZM221 186V187H222ZM135 187H137V188H135ZM246 187H248V186H246ZM213 188L214 189H216L217 191H215V190H213ZM250 188V187H249ZM20 189L18 188V190L17 189H15L13 192H12V194L13 195H10V199H12V196H14L13 198H15V197H17V198H15V200H13L15 203H12L13 201H11V203L13 204L12 206H10L11 205V203H10V209H12V211L14 210V208H12L14 205H15V208L17 209V207H18V202H20L19 200L20 199H22L23 198V196H21L19 193H21V191L20 192H18ZM195 190V189H194ZM246 190H248V189H246L245 188V190H243V191H245L246 192ZM243 191H242V193H241V200L243 201L242 202V204H244V205H242V207L244 208V210H246V208H247V199H248V196L249 195H247L248 193L246 192V193H244V195L246 194V198H245V196L243 195ZM18 192V195L19 196H21L22 198H20V197H18V195H16L15 193H17ZM216 192H217V194H216ZM218 193H221V194H219V195H221L220 197H219V195H218ZM22 194V193H21ZM31 196H32V194H31ZM215 196L217 197L218 196V198H215ZM242 196H244V198L242 197ZM44 197H46V196H44V194H43V196H42V198H44ZM222 197V198H221ZM227 197H228V199H227ZM233 197V198H232ZM249 198H250V196H249ZM17 199V200H16ZM19 199V200H18ZM227 199V200H226ZM246 199V201H244ZM16 201H17V203H16ZM241 204V203H240ZM17 205V206H16ZM247 205V206H246ZM21 206V207H20ZM19 208H20V210H19ZM23 208V206L21 205V204H19V207H18V210L20 211L19 212V216H17V217H19V219H20V213H21V209ZM197 208V207H196ZM141 210H143V213H144V210H145V213L147 214L146 216L148 217V215H150L149 213H147V212H149V210L148 209H146V208H144L143 206L142 207H140L138 210H137V212L139 213V214H142L141 216H143V218H144V215H143V213L142 212H139V211H141ZM207 211V210H206ZM208 211H210V210H208ZM173 212V211H172ZM172 212L169 214V211H167V213H165L162 217H160V218H163L165 221H163V220H160V218L157 220L156 218V223H154L155 221V219H154V217L152 218V216L148 219V218H145V219H148V222H150L149 224L151 225V227H148L149 226V224H148V226L146 227L145 226V224H147V220H144L143 218V220L138 224V225H133V226H128V227H126L127 229V231H125V232H127V233H129V236L127 235V233L125 234L126 236L124 237V233L121 235V237H120V239H118V240H121V242H123L124 240L123 239H125V241L127 240H129L128 242H126V243H129V245L128 244H125L124 243V249L125 248H128V249H126V250H128V251H126V250H123V252H121L122 254H123V256L125 257V254L126 253H129V255H131V256H128V255H126V256H128L129 257V259L127 258V260H128V263L127 264H135V262L138 260V259H140L142 256H144V255H146V254H148V253H151V252H155V251H170V252H175V253H179V254H181V255H183L186 259H188V261L191 263V264H228L229 263V261H230V264H234L235 262H238V263H235V264H242V263H240V261H244L243 259H245V258H247L246 257V255L242 258V256L244 255V253H245V251L247 250L246 249V245H244V246H242V245H237V243H238V240L241 238L240 236H238L237 235V232L236 233H234V231H231V227L229 228L230 230H228V227L226 226V228H227V230L229 231V233L228 234H226L225 235V233H224V236L226 237L227 235H229V236H231L232 238L231 239H229L228 237H222V232H221V230H220V232H219V229H220V226L221 225H219V224H221L220 222H221V220L219 221V219H217V218H215L214 220H216L217 222H215L214 220H212V221H214L215 223H213L212 225V229H211V214L214 216L215 215V213H216V211L215 212H213V211H210L209 213L208 212H206L205 213V211L204 212H200L199 213V216H201L200 217V221H201V224H202V227L200 228V226H201V224H199L200 223V221H199V218H197L198 219V221H196V220H194V218H191L190 219V217H192V216H190V214L189 213H183V220H184V222H187L188 221V223H184L183 224V220H182V218H181V222H180V220H175L176 219V217H175V215H171L172 214ZM188 212V211H187ZM221 210H220V212L218 211V213L219 214H216L217 216L219 215V217H221ZM144 213V214H145ZM174 214H175V211L173 212ZM214 213V214H213ZM13 214H16V212H15V210L13 211V213H12V215L11 216H13ZM184 214H189V216L187 217V215H185L184 216ZM203 214H206V215H208L209 214V216H210V220H209V224H207L208 223V221H206V220H208V219H205L206 218V216H204ZM167 215V216H166ZM171 215V216H170ZM243 215V216H242ZM245 214H241V216L239 217L240 219L238 220L237 218H236V220H238V221H236V224L235 225H238L239 223H241L242 224V222H243V219H244V216ZM15 216L16 215H14V219H15ZM242 217V218H241ZM173 218H175V219H173ZM13 219V218H12ZM18 219V218H17ZM17 219L16 220H14V221H16L15 223H13L14 224V227H16V224H17V227L16 228H13V226H12V230H11V234H13V235H16V233L19 231V228H20V223H22L21 221L22 220H19V227H18V221H17ZM22 219V218H21ZM173 219V220H172ZM186 219H188L187 221H185ZM222 219V218H221ZM242 219V220H241ZM159 220H160V222H159ZM169 220H171V222L172 223H169L170 221ZM191 220H194V222L192 221V223H191ZM13 221V220H12ZM11 221V222H12ZM13 221V222H14ZM143 221L145 222V224H142L143 223ZM153 221V222H152ZM158 221V222H157ZM161 221H162V224H161V227H159L158 225L161 223ZM177 221V222H176ZM241 221V222H240ZM164 222V223H163ZM175 222V223H174ZM179 222V223H178ZM204 222H206V224H203ZM157 223H159V224H157ZM196 223H198V225H200L198 228H197V224ZM219 223V224H218ZM13 224H11V225H13ZM146 228V231L147 232H145V230H144V237L142 236L141 237V233L143 232V231H140L141 233H139L138 234V236H137V233L136 232H138V229L139 228H141L140 230H143V228L141 227L142 225ZM154 224V226H152ZM165 224V225H164ZM167 224V225H166ZM169 224H171L172 226H174L175 224H176V226H179V224H183V225H185V226H183V225H181L182 226V229L181 228H179V230H177V232L179 233V234H177V233H175L176 234V236L178 235L179 236V238L181 239V236L182 235H184V233H182L181 231H180V229L183 231V230H185V227H187L186 228V230L188 231V230H191V228H192V230L191 231H188V233H187V231H184V232H186L185 233V237L184 236H182V238L184 239V240H186L187 241V237L186 236H188V237H190L191 235L189 234V232L191 233L192 231H193V229H194V231L192 232V238H194L195 237V235H196V237L193 239V241H195V243H197L198 244V242H199V244H198V246H201V245H203V246H201L202 248H200V247H197V246H195V245H197V244H195L192 240V242L190 241V239L188 238V240L192 243V245H190V243L189 242H187V244L186 245H184L185 243H186V241H181L180 242V239L178 240V245H177V247H171L170 245H167L166 244V241L164 240L165 238H166V235H167V238H166V240L168 241V239H172V237L170 238V236H172L171 235V233H174V231H175V229H174V227H171L170 228V226L171 225H169ZM186 224H187V226H186ZM189 224V225H188ZM194 224V225H193ZM214 224H216V225H214ZM140 225V226H139ZM165 226V228H166V231H164V227H162V226ZM192 225V226H191ZM204 225L206 226L207 225V227H208V232H210V231H213V230H216L217 229V231H216V233L215 232H213L212 234H214L215 233V235H208L209 237H211V236H213V240H216V241H214V244L217 242H219L218 244L216 243V245H213V241H212V239H211V243H210V238H208L207 237V234H209L206 230H205V227H204ZM219 225V226H218ZM137 226H138V228H137ZM156 226H158L159 228H158V233L156 234ZM167 226H168V228L171 230V231H173V232H171V233H169V234H167L168 233V231H167ZM180 226V227H181ZM188 226H190V229H188ZM183 227H184V229H183ZM207 227H206V229H207ZM215 227V228H214ZM219 229H218V228ZM17 228H18V230H17ZM154 228H155V231H154ZM178 228V227H177ZM202 229V230H200V229ZM130 229V230H129ZM134 229L135 230H137L136 232L134 231ZM149 229V230H148ZM200 230V231H196V230ZM134 232H133V231ZM253 230H255V231H259V232H261L262 231V228L261 227H257V228H253ZM155 232V234H154V232ZM162 231H164L163 232V235H160V234H162ZM196 231V232H195ZM206 231V232H205ZM13 232V233H12ZM16 232V233H15ZM150 232V234H148ZM167 232V233H166ZM201 232V237L198 235L199 233ZM202 232H203V234H202ZM148 235H151L150 237H148L147 236V234ZM152 233V234H151ZM207 233V234H206ZM218 233V234H217ZM220 233V234H219ZM182 234V235H181ZM194 234V235H193ZM206 234V235H205ZM211 234V233H210ZM202 235H204L203 237H202ZM237 235V236H236ZM129 238H128V237ZM173 236H175V235H173ZM214 236H216L215 238H214ZM218 236H219V238H218ZM221 236V237H220ZM235 236V237H234ZM132 237H134V238H132ZM138 237H140L138 240H137V238ZM146 237H148L147 239H146ZM165 237V238H164ZM198 237V241L196 240V238ZM204 237H206V238H208V245H210V246H208V247H205V246H207V244H205L204 243V239H206V238H204ZM238 237H240V238H238ZM143 238V239H142ZM199 238H202V242L204 243H201L200 241V239ZM221 238V239H220ZM233 238H235L234 239V242H233ZM237 238V239H236ZM146 239V241L148 242V245L147 246H149V247H147L146 248V246H144V244L145 243H147V242H144V240ZM160 239H161V241H160ZM183 239H181V240H183ZM139 241V240H142L143 241V243H142V241H141V244H139V243H137V244H139V245H141L143 248H145V249H143V248H140V247H138L137 246V244L135 243V241ZM157 240H159V241H157ZM164 240V241H163ZM200 240V241H199ZM218 240V241H217ZM221 242H220V241ZM224 240V241H223ZM133 241V242H132ZM206 241V240H205ZM231 241V242H230ZM140 242V241H139ZM183 242H185V243H183ZM228 242V243H227ZM133 243H135V245L134 246H132V244ZM151 243V244H150ZM160 245H159V244ZM181 243H183L182 245H180ZM188 243H189V245L190 246H188ZM206 243H207V241H206ZM156 244V246H153V245H155ZM212 244V245H211ZM236 244V245H235ZM127 247H126V246ZM131 248H130V247ZM137 246V248H139L140 249V252L136 249L135 250V247ZM151 246V247H150ZM153 246V247H152ZM234 248H233V247ZM238 246H239V248H238ZM258 246H261V242H259L258 243ZM188 247V248H187ZM191 247H193V248H191ZM208 248V249H210V250H206V251H208L210 254H211V256H208V254H207V256H206V254L204 255V253L206 252L205 251V248ZM213 249H215L216 251L218 250V253L216 254V253H214V254H212L211 253V251L212 252H214L215 250H212V248ZM232 247V248H231ZM235 247H237V248H235ZM242 247V249H240ZM172 248V249H171ZM177 248H178V250H177ZM196 248V249H195ZM130 249V250H129ZM132 249H134L135 251H134V254L135 255H132V253H133V250ZM193 249V250H192ZM202 249H203V251H204V253L202 254V252H200V250L202 251ZM180 250H182V251H180ZM183 250H184V252H183ZM185 250L186 251H189V252H185ZM195 250V254H197V256L193 253V251ZM243 250H245V251H243ZM124 251H126L125 253H124ZM131 251H132V253H131ZM137 251L139 252V253H137ZM230 251H232V252H230ZM239 251V252H238ZM241 251H243V252H241ZM223 252V254H221ZM27 253V252H26ZM131 253V254H130ZM136 253H137V255H136ZM235 253V254H234ZM239 253V254H238ZM241 253V254H240ZM226 254V255H225ZM246 254V253H245ZM195 255V256H194ZM236 255V256H235ZM238 255H239V258H238ZM242 255V256H241ZM25 256V257H24ZM24 256H22L21 255V259H24V261L22 262V260L20 261H18L19 262V264H23V263H25V264H28V262H27V260H28V254L27 255H24ZM120 256V255H119ZM122 256V255H121ZM122 256V257H123ZM204 256H206L205 258H204ZM221 256H222V258H221ZM224 256V257H223ZM232 256H233V258H232ZM121 257V258H122ZM123 257V258H124ZM8 258H10L9 260H12L13 259V261H10V262H8V264H13L12 262H14V259H16L15 260V264H17V258L16 257H14V258H12L11 259V257H8ZM8 258H7V260L6 261H8ZM19 258V259H20ZM120 258V257H119ZM120 258V261H118L117 263L119 264V262H122V261H124V260H126V258H122L121 259ZM27 259V260H26ZM231 259V260H230ZM240 259V260H239ZM248 259V258H247ZM247 259L245 260V262H246V264L248 263L249 264V260L247 261ZM122 260V261H121ZM126 260V261H127ZM213 260V261H212ZM0 261H2V263L3 264H7V262L5 261V259H0ZM4 261V262H3ZM227 263H226V262ZM125 262V261H124ZM245 262H243L244 264H245ZM1 262H0V264H2ZM116 263V264H117ZM126 263V262H125ZM122 264H123V262H122Z\"/></svg>", "mask_w": 264, "mask_h": 264}, {"label": "crops", "instance_id": "0c3cea01", "mask_svg": "<svg viewBox=\"0 0 264 264\" xmlns=\"http://www.w3.org/2000/svg\"><path fill=\"white\" fill-rule=\"evenodd\" d=\"M135 264H191L183 255L170 251H155L138 259Z\"/></svg>", "mask_w": 264, "mask_h": 264}]
</instances>
